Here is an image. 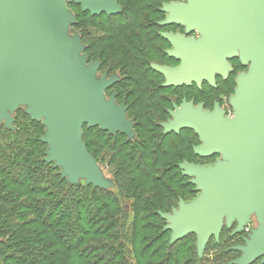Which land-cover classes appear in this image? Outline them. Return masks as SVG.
Here are the masks:
<instances>
[{
  "label": "trees",
  "instance_id": "1",
  "mask_svg": "<svg viewBox=\"0 0 264 264\" xmlns=\"http://www.w3.org/2000/svg\"><path fill=\"white\" fill-rule=\"evenodd\" d=\"M150 1H126L114 13L93 15L92 18L100 21L94 24V34L85 36L87 44L92 42L90 50L102 51L106 49L105 42H110L113 47L108 49L107 57L102 53V58L109 66L112 63L127 66L126 72L134 76L133 86L139 85V110L134 109L135 101L131 106L135 110L137 138L102 133L103 130L95 128L99 136L108 137L97 146L105 148L100 158H107L115 180L114 192L65 183L51 163L34 154V148H25V144L31 146L33 141L24 126L13 130L0 126V264H204L207 261L205 256L195 254L194 241L190 246L185 242L178 246L179 240L173 243L176 239H165L168 231L161 224V212L170 211L179 197L183 199L187 195L184 181L187 176L178 167L182 159L190 156L191 146L184 133L188 128L179 133L170 130L161 133L153 124L163 114L161 102H166L160 93L175 86L167 84L163 89L155 82V72H151V79L145 73L151 51L156 50L155 44L151 46L156 36L153 33L151 38L148 13L155 10L151 11ZM97 31L110 34L103 36ZM118 52L120 56L114 60L113 53ZM140 82L145 87H140ZM126 200H131V204ZM103 210H117V213L106 214ZM188 237L178 238L189 242ZM231 243L229 238L220 236L211 247L215 250L212 262L234 264L232 259H222L227 253L237 251L230 249Z\"/></svg>",
  "mask_w": 264,
  "mask_h": 264
},
{
  "label": "rangeland",
  "instance_id": "2",
  "mask_svg": "<svg viewBox=\"0 0 264 264\" xmlns=\"http://www.w3.org/2000/svg\"><path fill=\"white\" fill-rule=\"evenodd\" d=\"M108 1L109 12L107 14L114 13L116 9L120 10L122 6H125L126 1L133 0ZM150 2L152 3H150L152 6L151 11L155 10V13H148V20H151L152 24L150 29L151 38L153 33L156 36V40L151 41V46L155 44L156 50L155 52L151 51L152 61L147 62L145 73L147 78L150 79L151 72L158 74H154L157 76L155 82L163 89L167 88L166 85L170 83L175 86L160 93L166 102H161V106L164 107V110L162 109L163 114L153 124L161 129V133L167 130L179 133L183 128H187L180 123L184 121L186 116L192 114L207 118L219 115L223 120L235 119L237 114L235 101L238 95L241 94L239 79L250 74V70L257 64L255 53L252 56L250 55L248 59L243 60L242 48L240 45H236L234 55L223 58V69L221 71L211 69V82H208L202 75L191 77L187 81L171 80L168 71L181 66L182 57L178 53V46L172 43L169 37L173 39V42L175 40L198 42L207 36L210 29L202 33L199 31L198 26L191 27L186 22L178 21V11L191 8L193 6L192 0H151ZM96 9L97 11L101 10V8ZM96 12L83 9L82 2L79 0H63L57 11L58 17L53 22L51 29L57 44L69 48L63 60V65L76 68V74L84 76L83 87L91 91L89 95L90 102L100 108H109L115 112L116 119L114 121H103L99 124H90L87 121L80 123V145L83 147L85 154L83 160L68 162L65 160L64 155L55 154L59 141L54 135V127L50 122V111L37 109L40 99L37 96L38 93L35 87L25 85L18 88L15 86L13 74L9 73L7 65L2 60L3 52H0V126L9 127L11 130L16 127H19V129L25 127L29 133V138L33 141L31 146L25 144V148H34V154L41 155L42 160L48 164L51 163L52 167L57 170L59 178L65 183L69 185L80 183L89 186L91 189L97 187L114 192L116 190L115 180L107 163V158H100L104 154L105 148H99L97 145L101 142V139L105 141L108 138L106 135L109 133H121L125 138L135 137L133 114H135V110H139V105L137 107L139 85L138 87L133 86L131 80L134 79V76L132 73L126 72L128 70L127 66H116L115 63L109 66L105 61L106 59L102 58V53H106L105 57H107L108 49L113 47L110 42H105L106 49L102 50L103 52L97 48L90 50L92 47L90 43L92 42L87 44L85 36L91 37L94 34V26L100 21L96 17L92 18V16L104 13V11ZM97 33L103 34V36H109L110 34L103 31H97ZM113 54H115L113 55L115 56L114 60H117V57L120 56L119 52ZM204 80H206V83ZM139 84L140 87H145V83L140 82ZM176 85L181 86L177 87ZM142 96L146 97V95ZM133 102L136 104L135 110L131 107ZM95 128H100L103 130L102 133L106 132L107 134L101 137L95 131ZM121 129H124V131H121ZM188 129L184 133L187 134L186 137L190 140V156L182 159L183 161L179 163L178 167L183 176H187L184 180L188 186L187 195L185 194L186 196L183 199L179 197L176 206L171 208L170 211L161 212L166 216L165 219L161 217L163 221L161 224H164V228L165 226L168 227L165 239L169 238V241L173 240L175 228L180 226L176 222V218L182 215L183 210L190 208L197 202L204 192L203 188L198 185L201 178L193 171L201 169L218 175L220 170L223 169L232 171L239 166L244 158L242 147H237L234 153L228 152L227 148L217 147L208 155H200L198 150L201 148L200 146L208 141V137L201 138L203 136L201 132L192 128ZM8 142H11V138ZM109 142H111V139H109ZM11 150L13 151L10 146L9 151L11 152ZM125 202L128 205L131 204V200ZM244 205V214L241 217H237V214L240 213L237 203H234L232 208H224L218 214L211 234L204 236L203 242L199 245L200 249L197 242L202 237L196 226L185 234V236H189V242L185 239L180 240L177 237L178 239L175 238L176 240L173 243L179 240L176 243L178 246L183 245L184 242L187 246H190L194 241L195 254L198 257L205 256L207 260L204 264H217V261L212 262L215 250H211V247L221 236L223 239H230L232 242L231 247L235 248L229 247L231 250H237L236 252L227 253L222 258L223 261L232 259L231 261L234 264H248L250 262L264 264V253L256 256L251 255L253 245L258 240H264V188L258 193L251 192V195L245 199ZM127 210L130 211V207ZM103 211L106 214L117 213V210ZM191 252H193L192 249Z\"/></svg>",
  "mask_w": 264,
  "mask_h": 264
},
{
  "label": "water",
  "instance_id": "3",
  "mask_svg": "<svg viewBox=\"0 0 264 264\" xmlns=\"http://www.w3.org/2000/svg\"><path fill=\"white\" fill-rule=\"evenodd\" d=\"M59 1L0 0V52L4 53L2 60L13 74L15 86L35 87L40 99L37 109L50 111V122L59 141L55 154L64 155L68 162H80L85 157L80 145V123L99 124L116 118L109 108L92 104L91 91L83 87L84 76L77 75L76 68L63 65L69 48L58 45L51 30L58 17ZM79 1L85 10L96 12V8H101L96 13L109 12L108 0ZM192 3L191 8L178 11V21L198 26L202 33L210 31L198 42H173L169 37L182 57L181 66L168 71L171 80L187 81L202 75L211 82V69L221 71L223 58L234 55L236 45L242 48L243 60L254 53L257 60L250 74L239 79L241 94L235 101V119L192 114L180 123L201 132V138L208 137L198 150L200 155H208L217 147L227 148L230 153L237 147L243 148L244 158L232 171L223 169L218 175L201 169L193 171L201 178L198 185L204 192L176 218L180 226L175 228L173 240L196 226L202 237L197 242L200 249L204 236L211 234L224 208L237 203L240 212L237 217H241L245 199L251 192L258 193L264 188V0H192ZM160 215L166 218L164 213ZM263 253L264 240H258L251 255Z\"/></svg>",
  "mask_w": 264,
  "mask_h": 264
},
{
  "label": "bare ground",
  "instance_id": "4",
  "mask_svg": "<svg viewBox=\"0 0 264 264\" xmlns=\"http://www.w3.org/2000/svg\"><path fill=\"white\" fill-rule=\"evenodd\" d=\"M62 1H63V0H60V1H59V2H60V3H59V7H61ZM211 30L213 31L214 28H212ZM251 56H252V55H251ZM79 122H80V121H79ZM79 122H78V124H79Z\"/></svg>",
  "mask_w": 264,
  "mask_h": 264
},
{
  "label": "flooded vegetation",
  "instance_id": "5",
  "mask_svg": "<svg viewBox=\"0 0 264 264\" xmlns=\"http://www.w3.org/2000/svg\"><path fill=\"white\" fill-rule=\"evenodd\" d=\"M135 138H137V135H135V137H134V138H129V139H135Z\"/></svg>",
  "mask_w": 264,
  "mask_h": 264
}]
</instances>
